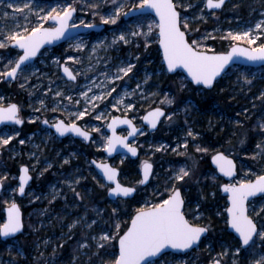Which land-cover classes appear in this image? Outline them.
Instances as JSON below:
<instances>
[{"label":"rangeland","instance_id":"374dc122","mask_svg":"<svg viewBox=\"0 0 264 264\" xmlns=\"http://www.w3.org/2000/svg\"><path fill=\"white\" fill-rule=\"evenodd\" d=\"M24 2L25 0H4L3 4H0V28L6 25L7 29L11 30L13 20L16 24L26 25L29 29L36 26L37 20L34 14L29 15L28 21H25L24 15L27 10L25 13L14 12V8L22 7ZM175 2L192 5L186 10L179 8L181 17L182 20L185 16L188 17V33L205 49L217 51L216 40L226 41L227 49L221 51H227L231 45L238 42L249 46L246 41L222 39L228 32H243L248 28L253 29V35L261 37L255 45L250 46L256 47L260 43H264V28L255 29L256 23L264 21V0H231L225 9L215 11V13L207 10L205 0H175ZM8 3H13L14 8H7L5 5ZM68 3H72L73 7L79 11L72 24L81 25V21L84 24L102 23L101 17L111 14L114 8L119 5H123L122 13L129 12L130 8H133V5L138 6L141 0H116L115 5L113 0H32V8L34 13L43 9L44 11L40 15H44L52 7H56L60 11ZM93 3L99 4V7L92 8L90 5ZM4 12L9 13L8 19L4 18ZM124 16L121 14L115 25L105 24L106 28L102 31H87V33L69 39L59 46L45 48L35 62L24 66L17 77L18 79L14 82L0 77V105L17 102L21 110L20 115L26 120L25 125L21 127L5 125L0 128V135L5 138L9 135L13 137L7 145L0 146L2 150L0 178L6 177L3 180L6 189L0 197V225L6 221L5 206L14 202L18 196V172L22 165L30 167L34 179L27 198H24L21 205L30 206L34 202L41 204L47 199L52 204L58 198H64V200L66 196L69 198L70 194L71 199L74 198L73 203L63 204L61 212H58L57 208L50 204L47 207L44 205L33 209L30 207L25 211L28 232L11 240V243H5V251L0 247V264H111L119 254L118 240H113L106 244L105 248L98 250L96 248L97 241L92 239V237L99 238L103 232L110 229V235L116 231L110 212L113 213V209H116L113 214H116L115 221L120 223L119 234L122 235L136 211L166 199L173 183L176 187L183 189L186 199L185 210L187 216L191 218L188 217L190 221L195 220L194 223L205 224L201 220L204 215L202 206L205 202H210L208 209L211 213L213 211L216 215H223L227 206L223 207L220 199L217 198V189L221 191V185L225 180L210 164L211 157L217 151L233 155L237 161L238 174L231 183L255 180L257 176L264 175V158L259 156L255 159L252 158L257 151L256 145H264V130L259 128V123L264 121V96H262L264 93V66L245 67L239 65L231 67L229 72L223 76L224 81L219 89L212 90L209 95L202 87L197 91L194 89L201 100L209 102L204 107L192 95L187 96L184 102H182V98L176 100L171 89L169 90L168 87L163 89V83L170 74L162 59L159 60L156 57V50L153 46L159 42L158 20L152 15H140V17H133L127 21L124 20ZM44 26L55 25L47 21L44 22ZM149 26L152 28L150 33H148ZM133 31H142L148 33V36L132 37L130 33ZM122 32L130 42L124 44L118 41L113 44L114 37ZM202 37L206 38L201 39ZM77 43H82L83 49L78 50L75 47ZM94 46L95 52L92 51ZM18 55H21L19 49L11 47L0 49V72L5 70L3 66L9 60H12L14 64ZM69 56L75 57L76 60H68ZM57 59L59 64L54 62ZM128 63L134 65L132 72L123 80L108 85V89L115 87L116 91L102 102H96L98 106L94 110L91 105H86L84 97L80 96V93L88 91L87 86L92 81H95L96 84L104 81L105 77L102 73L114 72L118 66H126ZM61 64L69 65L74 73L78 72V80L67 79L62 73ZM90 66L91 71L88 70ZM245 76L251 80V84L244 82ZM175 79L177 80L176 84L183 85L182 88L188 87V90L191 91L190 81L182 72L176 73ZM137 84L141 85V89L137 90L135 95L125 97L124 105L112 106L122 90L132 92L137 89ZM57 90L62 93V96L55 95ZM141 90L143 98L140 94ZM102 91H106V89L93 87L92 91L88 92V96L100 95ZM68 96L72 97L71 102L67 100ZM165 97L173 99L174 102L171 105L161 103ZM215 99L222 100L223 104ZM76 100H80V103L76 104ZM178 100H181L183 104L180 105ZM41 101H43V106ZM128 103L134 105L131 110L125 108ZM155 106L167 108V114L172 115V119L165 118L156 132L146 129L143 134L137 136L138 138L133 144L136 143L141 148L138 160L132 161L127 154L118 155L112 159H109L104 151L103 155L101 154L102 150H105L104 141L109 136L106 126L112 116L125 114L142 124L145 112ZM85 107H88L89 112L80 120L87 128L99 129V132L96 131L95 140L88 148L89 153L93 156L96 155L103 162L111 160L112 164L119 167L120 170L124 167L125 171L122 170L121 181L139 187V195L133 199L136 205L132 210L133 213L127 214L125 219L119 214V211L124 208L125 200L112 201L108 196L105 207H102L95 200L96 193L98 199L101 200L99 189L101 185L96 183L91 188L82 187L81 184H83L85 176L81 172L80 166L78 171L76 167L69 174L57 169L60 168L61 163L63 164L65 161L68 163L74 155L79 156L83 152L80 150V145H76L72 140L59 138L54 130L43 124V121L45 119L56 121L63 118L70 122L75 117L69 114L83 111ZM100 114L103 115L101 119L97 120L96 116ZM189 128L198 134L195 139L187 137ZM231 129L234 132L230 133ZM203 130L208 133L212 132V137L208 139ZM235 130H239L238 141L230 143L228 140L227 143H224V132L226 131L231 137L238 135ZM126 132L124 130L122 134L124 135ZM21 140L24 141L23 144L20 143ZM185 140L188 142L187 150L182 147ZM241 140H244L243 144L240 143ZM161 145L164 147L161 148ZM197 145L207 148L208 151L206 153L196 152ZM69 148L73 149L71 153L64 155L65 150ZM97 151L101 152L97 154ZM147 160L154 163L155 172L152 182L144 187L139 183L141 181L140 167L142 162ZM180 167L190 169L191 175L182 182H174L170 178ZM89 171L93 176L94 171L91 168ZM74 180H79V183H74ZM100 181L105 184L102 177H100ZM107 186L109 190L111 185L107 183ZM73 188L75 191L72 190ZM81 188L83 195L87 194L88 196L83 202V210L82 204L75 195ZM65 189L71 190L70 194L64 193ZM253 205L256 209L264 208V197H256L249 202V213L258 222L260 228V225L264 223V213L261 214V217L254 216ZM93 220L96 223L89 228L87 225L91 224ZM75 221H79V223L70 228L69 225ZM38 231H42V235L43 231L50 233L51 238L43 237L41 239L42 235H40L39 239L36 238L31 244L29 252L25 235ZM234 239H236L235 236ZM234 239L222 240L219 248L214 246L213 241L205 238L203 243L192 251L183 254L165 253L161 258L155 260V264H209L212 258L217 257V254L225 249L229 254L222 258L223 264H233V261L235 264H252L254 260L264 255V242L259 238H255V252L250 250L246 254L242 250L238 255L235 254V248L239 242ZM85 243L90 247H80ZM65 245L69 246L64 253L62 246L65 247ZM50 251L53 253L51 254ZM97 252L98 255H94ZM205 254L211 256L206 262L203 260ZM28 258L32 260L28 261Z\"/></svg>","mask_w":264,"mask_h":264},{"label":"snow or ice","instance_id":"6c2138e0","mask_svg":"<svg viewBox=\"0 0 264 264\" xmlns=\"http://www.w3.org/2000/svg\"><path fill=\"white\" fill-rule=\"evenodd\" d=\"M4 0H0V4H3ZM113 4H116V0H113ZM225 4V0H205V7L207 9H221ZM7 8H14L13 3H8L5 5ZM92 8H98L99 4L93 3L90 5ZM138 7L139 9L150 8L154 9L156 14L159 16V36L160 44L163 45L164 50V60L167 65L168 71H173L177 68H183L187 70V73L191 76L192 80L196 84H202L207 87H212L213 82L216 78L225 70L226 66L233 62L235 56L239 55L244 57L246 60L251 62H264V43H260L256 47H241L238 44L232 46L231 51L227 53H215L210 54L212 50L205 49L204 46L193 40L189 43L186 37V32L188 29V17L185 16L181 19V12L177 9L186 10L192 7L191 4L176 3L174 0H141V3L133 8ZM123 5L116 6L114 11L107 15L102 16L101 21L103 24H113L117 23L120 15L123 14L128 16L130 13L123 12ZM25 10L27 12L25 13ZM43 9H39L35 13L32 8V0H25L22 7L16 6L14 12L25 13L24 19L28 21L29 15H35L37 24L36 26L29 29L26 25L16 24L13 20V27L11 30L7 29V26L0 28V49L15 48L22 50V55H18L15 59L14 64L12 60H9L7 64H4V71L0 72V77H6L15 79L18 72L22 70V65H26V62L32 60L33 57L37 55L40 49L46 44L51 43L54 40L64 37L70 28H76L77 25L70 24L73 14L76 12V8L73 7L72 3H68L66 6L62 7L60 11L56 7H52L44 15H40ZM95 15V13H94ZM3 16L5 19L9 18V13L4 12ZM52 21L55 22V27H44V22ZM85 28H95L98 25L95 24H84L83 21L80 22ZM183 27L184 30H181ZM264 28V21L258 22L255 25V29ZM152 31L151 26L148 27V33ZM148 33H143L142 31H133L130 33L132 37H137L140 35L148 36ZM202 37L201 39H205ZM231 39L233 41H246L249 45H255L256 41L261 37L260 35H253V29L248 28L246 31L232 33L228 32L226 36L222 39ZM123 42L128 44L130 41L126 38L125 33H121L115 36L112 43ZM147 47V44L145 45ZM75 47L83 49L84 45L82 43H77ZM96 48L93 47L92 51L95 52ZM138 59V58H137ZM68 60H76L75 57L69 56ZM59 64V60L54 61ZM78 62V61H77ZM11 65V66H10ZM134 65L128 63L126 66L117 67L114 72L102 73L105 80L100 84H96L92 81L88 87V91L81 92L80 96L84 97L86 105H91L94 110L98 104L96 102L103 101L107 96H111L113 92L116 91L115 87L108 89V85L114 84L116 81L123 80L124 77L128 76L132 72ZM92 70L91 66L88 69ZM63 72L68 77L70 81H75L79 73H73V71L67 67L63 66ZM244 82L251 84V80L247 76L244 77ZM146 83V80H145ZM104 88L106 91H102L100 95L88 96V92L92 91V88ZM183 87V85H181ZM141 89V85L137 84V89L129 92L127 90H122L120 94L115 98V103L113 107L125 104V97H130L136 94L137 90ZM143 98V92H140ZM55 95L57 97L62 96V93L57 90ZM264 96V93H262ZM68 101H72V97H66ZM174 102L173 99L165 97L161 103L171 105ZM43 106V101L40 102ZM76 104L80 103V100L75 101ZM134 107L133 104L128 103L125 108L131 110ZM19 107L16 104H10L8 107L0 106V123L5 121L15 122L17 124H23L24 121L19 118ZM55 111V109H53ZM89 109L85 107L83 111L75 114H69L75 118L70 123H65L64 120H59L52 127L55 128L59 135L64 136L67 133H74L77 136L83 137L85 140L91 139V133L89 131L81 128L76 120L82 119L86 114H88ZM103 114L97 115L96 119H101ZM174 115V114H173ZM165 111L162 107H156L151 112L148 113L145 120L148 121L152 128H155L157 123L160 121L161 117H165ZM168 120L172 119V115L166 117ZM48 124V121H43ZM120 124L131 125V121L128 119H121L119 117H113L111 124L108 125L109 128L113 129V135L106 137L104 141V147L111 153L116 150L117 145H122L126 148L132 155L137 154V148L127 143V137H121L115 135V126ZM259 128L264 130V121L259 123ZM94 131L99 132L96 128ZM138 131L135 126H132L129 135H133ZM143 134V133H141ZM18 135V133H17ZM187 137L195 139L198 135L194 133L190 128L187 132ZM12 136L0 135V146L7 145ZM21 144L24 143L23 140L20 141ZM241 144L244 140L240 141ZM164 146L161 145V148ZM180 147V145H178ZM185 150H187L188 142L185 140L182 145ZM257 151L253 154V159L258 156L264 158V145L257 144ZM196 152L206 153L207 148H202L199 145L195 148ZM213 161L219 168V171L225 176L231 177L235 173L236 165L235 162L226 156L224 152L217 151L212 157ZM67 163V161H65ZM92 164H96V161H91ZM96 166L101 170L99 175L108 182H114L115 186L109 188V196L116 197H128L130 194L136 191L133 187L123 186L118 180V170L107 163H99ZM51 167V165H49ZM152 165L147 161L143 164V179L139 181L140 184H144L151 173ZM191 171L186 167H180L176 170L172 177L170 178L174 182H182L186 177H190ZM0 178V187L3 186V180ZM31 176L29 175V168L27 166L22 168V175L19 177V186L17 191L23 195L25 193V187L28 184ZM74 183H79V180H74ZM224 191L230 193V207L227 208V220L226 223L234 229L235 233L238 234L239 244L235 248V254H239L242 250L247 254L250 250L255 252L256 240L254 237L259 238L264 242V223L260 225L258 229L256 221L253 216L249 215V197H254L257 193L264 194V175H259L256 177L255 181L252 180H242L238 184H226L223 186ZM75 191V189H72ZM79 196V193H75ZM54 198V197H53ZM8 218L7 222L0 225V235L8 237L15 234L23 228V223L21 220V213L19 206L12 202L8 207ZM116 209H113V213ZM264 213V208L256 209L253 205V215L256 217H261ZM79 221L73 222L69 225L70 228L76 226ZM96 221L93 220L91 224L87 226L91 228L92 224ZM113 227L116 230L111 235L109 231L103 232L99 238L92 237L96 240V248L103 249L105 245L113 240H118L119 244V254L111 262V264H155L154 258L160 256L164 250L168 248L179 249V250H190L193 246H198L201 236L208 231L207 227L194 225L188 221L184 214V200L181 196L180 189L173 183L170 194L166 199H162L157 204H152L147 207L140 208L136 211L135 216L131 219L130 227L123 235L119 234L120 223L118 221L113 222ZM80 247H90L88 244H82ZM228 250L218 253L217 257L212 258L211 264H221L223 257L227 256ZM94 255H98L94 253ZM235 264V261H233ZM252 264H264V255H261L259 259L254 260Z\"/></svg>","mask_w":264,"mask_h":264},{"label":"water","instance_id":"95a60500","mask_svg":"<svg viewBox=\"0 0 264 264\" xmlns=\"http://www.w3.org/2000/svg\"><path fill=\"white\" fill-rule=\"evenodd\" d=\"M227 0H225V2H226ZM175 2V1H174ZM225 5V4H224ZM224 7V6H223ZM222 7V8H223ZM76 8V7H75ZM178 11H180L179 10V8L177 9ZM210 10H215V9H210ZM128 13H130L128 16H125V19H129L131 16H140V15H153V16H155V18H157V20L159 21V16L156 14V12H155V10L154 9H150V8H145V9H139L138 7L137 8H132V9H130L129 10V12ZM78 14V11H77V8H76V12L73 14V17H72V20L70 21V24H72L73 23V20L75 19V17H76V15ZM181 19H182V17H181ZM50 23H52V24H54L55 25V22H52V21H49ZM77 25V27L76 28H70L69 30H68V32L65 34V36L64 37H61L60 39H57V40H54V41H52L51 43H46L41 49H40V51L37 53V55L35 56V57H33L32 58V60L31 61H29V62H26V65L27 64H29V63H33V62H35V60L40 56V54H41V52L43 51V50H45V48H47V47H56V46H58V45H60L61 43H65L67 40H69V39H72V38H75V37H77L78 35H81V34H84V33H87V31H95V32H98V31H102V30H104L105 29V27H106V25L105 24H103V23H98V24H95V25H98V27H95V28H85L83 25H78V24H76ZM56 26V25H55ZM55 26H44V27H55ZM159 29V28H158ZM181 30H184L183 28L181 29ZM158 36H159V31H158ZM186 37H187V39L189 40V43H191L190 42V39L188 38V33L186 32ZM236 44H238L239 46H241V47H252V46H248V45H246V44H244V43H241V42H238V43H235V44H233V45H231L230 46V48L227 50V51H217V52H215V51H211L210 52V54H215V53H227V52H229V51H231V48H232V46H234V45H236ZM158 46H159V49L161 50V53H162V61H163V63L165 64V66H166V69H167V65H166V62H165V60H164V50H163V45H161L160 44V36H159V44H158ZM21 51V55L23 54L22 53V50H20ZM239 65H241V66H245V67H261V66H264V62H259V61H257V62H251V61H248V60H246L244 57H242V56H239V55H237V56H235L234 57V59H233V62H231L229 65H227L226 66V68H225V70L216 78V80L213 82V85H212V87H207V86H204V85H202V84H199V85H201V86H203L205 89H211V88H213L215 85H216V83L218 82V80L220 79V78H222L227 72H228V70H229V68L230 67H232V66H239ZM24 66L25 65H22V69L24 68ZM63 66H67V67H69L71 70H72V68L69 66V65H65V64H62V73H63V75L64 76H66L65 74H64V72H63ZM73 71V70H72ZM168 71V70H167ZM182 72L186 77H187V79L189 80V81H191L194 85H198V84H196L195 83V81H193L192 80V78H191V76L187 73V70L186 69H183V68H177V69H175V70H173V71H168L170 74H175V73H177V72ZM19 73H20V71L18 72V75H19ZM74 73V72H73ZM17 75V76H18ZM6 78V77H5ZM66 78L68 79V77L66 76ZM17 79V77L15 78V79H11V78H6V80H11V81H14V80H16ZM76 80H77V78H76ZM75 80V81H76ZM11 104H16V105H18V107H19V104L17 103V102H15V103H11ZM10 104H8V105H0V106H2V107H8ZM156 107H162V106H155V108ZM163 109H164V111H165V114L167 115V108H165V107H162ZM154 108H152V109H150V110H148V111H146L145 112V116L144 117H146L147 115H148V113L149 112H151L152 110H153ZM113 117H119V118H121V119H128V120H130L131 121V125H128V124H120V123H118L116 126H115V135H117V136H121V137H127V143L128 144H130V145H132L133 147H135V148H137V154L136 155H132V153H130L126 148H124L122 145H117L116 146V150L115 151H113V152H111V153H109L107 150H106V148H105V153L107 154V156L109 157V159H112V158H114L115 156H118V155H125V154H127L130 158H132V159H136V158H138L139 157V155H140V148L138 147V145L137 144H133V141H135V139L137 138V136L140 134V133H142L145 129H146V127L148 126L149 127V131H151V132H153V131H156V129H158L159 127H160V123L163 121V119L166 117H161L160 118V121L157 123V125H156V127L155 128H152L151 126H150V124L148 123V121L147 120H145L144 118H143V124L142 125H137V123L133 120V118L131 117V116H128V115H125V114H123V115H120V114H116V115H114V116H112V118ZM19 118L20 119H22L21 118V116H20V111H19ZM112 118L109 120V123L107 124V126H106V128H107V131H108V133H109V136H112L113 135V129L112 128H109L108 127V125L109 124H111V122H112ZM23 120V119H22ZM59 120H64V119H62V118H59ZM24 121V120H23ZM25 122V121H24ZM64 122L67 124V122L64 120ZM5 124H7V125H13V124H17V123H15V122H10V121H5V122H2V123H0V128L2 127V126H5ZM78 124V123H77ZM17 125H19V126H21V125H23V124H17ZM52 125H54V124H51V126ZM81 128H83L80 124H78ZM132 126H135V128L136 129H138V131L135 133V134H133V135H129V132L131 131V129H132ZM54 130H55V128L54 127H52ZM84 130H86V131H89V130H87V129H85V128H83ZM124 129H127L128 131H127V133H125L124 135L122 134V131L124 130ZM56 131V130H55ZM90 132V131H89ZM57 133V132H56ZM91 133V132H90ZM58 134V136L60 137L61 135H59V133H57ZM71 133H67V134H65L64 136H61V137H66V136H68V135H70ZM74 134V133H73ZM92 133H91V138H92ZM74 136L75 137H78V138H83V137H80V136H77V135H75L74 134ZM92 139H89V140H87V141H91ZM1 152H2V150L0 149V155H1ZM221 152H223V151H221ZM216 153H214L213 154V156L215 155ZM226 156H229V158L230 159H232L234 162H235V165H236V169H235V173H234V175L233 176H231V177H228V176H225L223 173H221L220 171H219V168L217 167V165L215 164V162L213 161V159H212V157H211V164H212V166H214L216 169H217V171H218V173L222 176H224L225 178H226V180H227V182H224L223 183V185L221 186V191H222V195H224L226 198H227V208L228 207H230V200H229V196H230V193H228V192H225L224 191V185H226V184H231L230 183V181L231 180H233L235 177H237L236 175L238 174V165H237V162H236V159H235V157L232 155H227L226 153H224ZM93 161H96V164H99V163H107V164H109V165H111L112 167H114V168H116L117 170H118V176H117V180L123 185V186H126V187H133V188H135L136 189V191L135 192H133L132 194H130L128 197H123V196H120V197H116V196H109L110 197V199L111 200H114V201H116V199H118V198H121V199H125V200H127V199H131V198H134L135 196H136V194H137V188L135 187V186H133V185H129V184H124L121 180H120V176H121V170H120V168L119 167H117V166H114L113 164H112V162H111V160H106V161H104V162H102V161H99V160H96V159H93ZM148 163H150L151 165H152V169H151V173H150V175H149V178H148V180L144 183V184H142L143 186H148V184L152 181V175H153V173H154V163L152 162V161H147ZM96 164H95V167H96V169H97V171H99V172H101V170L96 166ZM144 164V163H143ZM143 164H142V166H141V169H142V171H141V175H142V179H143ZM25 166H27V165H23V166H21L20 167V172H19V177H20V175H22V168L23 167H25ZM28 168H29V175L31 176V179L29 180V182H28V184L26 185V187H25V191L27 190V188L29 187V184L31 183V181L33 180V174H31V172H30V167L29 166H27ZM256 179V178H255ZM106 180V179H105ZM252 181H255V180H252ZM20 182V181H19ZM108 182V181H107ZM110 185H111V187L112 186H115L114 185V182H108ZM234 185L235 184H238V183H233ZM4 185L2 186V187H0V195H1V193L3 192V190H4ZM180 189V192H181V196H182V198H183V200H184V214H185V217L188 219V216H187V214H186V210H185V207H186V199H185V197H184V192H183V189H181V188H179ZM262 196H264V194H261V193H257L254 197H249V201H251V200H253V199H255L256 197H262ZM249 201H248V204H249ZM18 206H19V209H20V213H21V220H22V223H23V228L21 229V231H19V232H17V233H15V234H12V235H10V236H8V237H4L3 235H0L1 237H2V239H4V240H7V239H10L11 237H17V236H20L21 235V233H23L24 231H25V220H24V213H23V208L17 203V202H15ZM10 205V204H9ZM8 207L9 206H6V208H5V218H6V221L5 222H7V218H8ZM136 214V213H135ZM135 214L133 215V217L135 216ZM226 214H227V210H226ZM250 215V214H249ZM132 217V218H133ZM254 219V218H253ZM255 220V219H254ZM188 221L190 222V223H192V224H194V225H199V226H204V227H207L208 228V231L206 232V233H204L202 236H201V239H200V241H199V243H198V246H193V248L192 249H190V250H179V249H172V248H168V249H166V250H164V252L160 255V256H158L157 258H154V260H156V259H158V258H161V256L162 255H164L165 253H169V252H173V253H181V254H183V253H186V252H189V251H192L194 248H197V247H199L201 244H202V241L204 240V238L206 237V236H208V234H209V227L207 226V225H205V224H203V225H201V224H197V223H194V222H191L189 219H188ZM256 221V220H255ZM4 222V223H5ZM130 224H131V220H130V222H129ZM257 223V222H256ZM130 224H129V226L128 227H130ZM257 226H258V223H257ZM259 229V228H258ZM228 230H230V232H232L234 235H235V237H237L238 238V234L237 233H235V231H234V229H232L229 225H228ZM125 231H127V229L125 230ZM124 231V232H125ZM123 232V233H124ZM123 233H122V235H123ZM256 237H254V239H255ZM239 240V239H238ZM117 245H118V251H119V244H118V242H117ZM209 264H211V262H209ZM221 264H223V262H221Z\"/></svg>","mask_w":264,"mask_h":264},{"label":"flooded vegetation","instance_id":"af4514ba","mask_svg":"<svg viewBox=\"0 0 264 264\" xmlns=\"http://www.w3.org/2000/svg\"><path fill=\"white\" fill-rule=\"evenodd\" d=\"M229 1H231V0H227L226 2H225V5H224V7L223 8H221V9H215V10H210V9H207L209 12H214L215 13V11H221V10H223V9H225L226 8V6L228 5L227 3H229ZM124 20H127L128 21V19H125V16H124ZM106 28V27H105ZM59 46V45H58ZM62 65V64H61ZM18 77V76H17ZM18 79V78H17ZM16 79V80H17ZM5 80H6V78H5ZM16 80H14V81H16ZM78 80V79H77ZM14 81H12V82H14ZM207 95H209V93H207ZM209 98H211L210 96H209ZM20 113H21V110H20ZM167 113H168V111H167ZM168 115V114H167ZM166 115V116H167ZM21 116V115H20ZM133 118V117H132ZM166 118V117H165ZM164 118V119H165ZM63 119V118H62ZM163 119V120H164ZM24 120V119H23ZM45 120H47L48 121V124H45L44 122H43V124L45 125V126H49L52 130H54L53 128H52V126H51V124H55L56 122H58L59 121V119L58 120H56V121H51L50 119H45ZM67 123H70V122H72V121H67L66 119H64ZM133 120L137 123V125H142L143 124V121H142V124H140L139 122H137L134 118H133ZM25 122L23 123V125H21V126H24L25 125V123H26V120H24ZM163 122V121H162ZM162 122L160 123V126H161V124H162ZM76 123H78V124H80L83 128H85V129H87V130H89L93 135H92V140L91 141H87V140H85L84 138H78V137H75L74 136V134L73 133H71L70 135H68V136H66V137H59L58 136V134L56 133V131H55V133L57 134V136L59 137V138H63V139H65V140H68V141H70V140H72V141H74V143L76 144V145H80V150H81V152H83L82 154H80L79 156H73V158H71V160H69L70 162H68V163H61V166H60V168H57V169H60L62 172H68V174L69 173H71L72 172V170L73 169H75L76 167L78 168L79 166L82 168V170H81V172H83V174H84V176H85V178H84V180H83V184H81L82 185V187L84 186V188H87V186L89 187V188H91L92 186H94V185H96V183H99L101 186L99 187V189H100V192H101V200H99L98 199V195H97V193H96V195H95V200L98 202V203H100V205L102 206V207H105V204H106V202H107V200H108V196H109V192H108V186H107V181L105 180V179H103L104 181H105V184H103V182H101L100 181V177H101V175H99L98 173H100L99 171H97V169H96V167H95V164H92L91 163V161H93V159H96V160H99L97 157H96V155L95 156H93L91 153H89V150H88V148L91 146V144H92V142H93V140H95V138H96V136H97V132L96 131H94V129H90V128H87V127H85V125L82 123V121L80 120V121H76ZM19 126V125H18ZM21 126H19V127H21ZM160 128V127H159ZM158 128V129H159ZM146 129H148L149 130V127H147ZM158 129H156V130H158ZM124 130H126V131H128L127 129H124ZM144 132V131H143ZM142 132V133H143ZM151 132V131H150ZM153 132H156V131H153ZM139 135H141V133L139 134ZM138 135V136H139ZM138 138V137H137ZM136 138V139H137ZM71 150H73L72 148H69L68 150H65V152H64V155H69L70 153H71ZM105 152V150H102V152L101 151H97L96 153L98 154L99 152H101V154L103 155V153ZM94 154V153H93ZM140 154H141V148H140ZM139 157H140V155H139ZM139 157L138 158H136V159H132V158H130L129 157V159H131L132 161H136V160H138L139 159ZM100 161V160H99ZM103 162V161H102ZM210 162H211V160H210ZM144 162H142V164H143ZM142 164H141V166H142ZM211 164V163H210ZM23 166V165H22ZM28 166V165H27ZM21 167V166H20ZM154 167H155V165H154ZM92 169V171H94V173H93V176H91V174H90V171H89V169ZM140 169H141V167H140ZM79 170V168L77 169V171ZM141 171H142V169H141ZM19 172H20V168H19ZM19 172H18V174H19ZM141 173V172H140ZM79 174V173H78ZM219 174V173H218ZM220 175V174H219ZM100 176V177H99ZM139 176V175H138ZM221 176V175H220ZM221 177H223L224 178V182H227V180H226V178L222 175ZM139 178V177H138ZM137 178V179H138ZM140 178H141V180H142V175L140 174ZM33 179H34V176H33ZM18 181H19V178H18ZM33 181V180H32ZM32 181H31V183L29 184V187L27 188V190L25 191V193L23 194V195H21L18 191V193H17V200L15 199V201L14 202H17L22 208H23V213H24V218H26L25 217V211H27L28 209H30V207L33 209V208H35V207H40L41 205L43 206H49L48 204H50L48 201H50V200H48L47 199V201L46 200H44L41 204H40V202H34V203H32L30 206H23V205H21V203H23V200H24V198H27V195H28V192H29V190H30V186H31V184H32ZM151 183V182H150ZM149 183V184H150ZM148 184V185H149ZM3 185L5 186V182L3 181ZM80 185V186H81ZM223 185V184H222ZM221 185V186H222ZM80 186H78V187H80ZM143 186V185H142ZM144 187H147V186H144ZM136 188H137V195H139V187H138V185L136 186ZM5 189H6V186H5V188H4V191H5ZM4 191H3V193L0 195V197L4 194ZM70 191L71 190H67V189H65L64 190V193H66V194H70ZM84 191V190H83ZM77 193H79L80 195L79 196H77V200L80 202V204H82L81 205V208H82V210H83V207L82 206H84V204H83V202L85 201V198L87 197L88 198V196H87V194L86 195H83V193H82V188H81V190L80 189H78L77 190ZM137 195L135 196V197H137ZM134 197V198H135ZM227 199V198H226ZM73 200H74V198L73 199H71V194L69 195V198H68V196H66L65 197V200H64V198H58V199H56L54 202H52V204H50L52 207L54 206V208H57L56 210L58 211V212H61V208L63 207V204H70V203H73ZM65 201V202H64ZM89 201V200H88ZM25 202V201H24ZM11 204V203H10ZM9 206V205H8ZM5 208H6V206H5ZM63 209V208H62ZM28 213V212H27ZM25 220V219H24ZM257 222V221H256ZM258 223V222H257ZM207 225V224H206ZM258 228H259V224H258ZM25 229H27L28 230V228L26 227V222H25ZM260 229V228H259ZM28 232V231H27ZM24 233H26V231L24 232ZM40 235H42V231H38V232H29V234L27 233L25 236L27 237L26 239H27V241H28V249H29V252L31 251V249H30V246H31V244L32 243H34V241H35V239L36 238H38ZM19 237H21V236H17V237H11L10 239H7V240H4V239H2V237H0V247H2V249L4 250V245H5V243H11V240H13V239H16V238H19ZM43 237H47V238H51V234L50 233H48V232H45L44 233V231H43V235H42V237H41V239H43ZM39 239V238H38ZM57 244V243H56ZM69 246V245H68ZM67 246V247H68ZM63 247V252L65 253V251H66V249L64 248V246H62ZM57 249V248H56ZM1 251V250H0ZM5 251V250H4ZM71 251H73L72 249H71ZM50 253L52 254L53 253V251H50ZM65 255V254H64ZM23 260V259H22ZM28 261H31L30 260V258H28L27 259ZM24 261V260H23Z\"/></svg>","mask_w":264,"mask_h":264},{"label":"trees","instance_id":"16d2710c","mask_svg":"<svg viewBox=\"0 0 264 264\" xmlns=\"http://www.w3.org/2000/svg\"><path fill=\"white\" fill-rule=\"evenodd\" d=\"M188 37L190 38L191 41H193V38H192V35L191 34L188 33ZM215 43H217V44H215L217 50H224L225 48L227 49V47H226V41L219 42V41L216 40ZM153 46H154V50H156V57H158L159 60L162 59L161 50H159L158 43L153 44ZM175 74H170V76L168 77V79L165 80V83H163V89H165L166 87H168L169 90L171 89L173 91V93L175 94V96H176V100L179 99V98H182L183 99V100L181 99L182 102L185 101V98L187 96L192 95V97L197 102H200L203 107L206 104H209V102H207V100H201L196 95V93L194 92V89L197 91V89L201 88L202 86H199V85L195 86L193 83L190 82L189 83L190 84L189 86L191 88V91L188 90V87L182 88L181 87V84H179V83L176 84L175 81H177V80L176 79L174 80ZM223 81H224V78L222 77L221 79H219L218 83L213 88L208 89V90L205 89V88L204 89H205V91L207 93H210L212 90L215 91V90L219 89V87L222 85V82ZM1 86H3V85H1ZM5 89H8V88L5 87ZM181 100H178L177 101L180 105L183 104L181 102ZM215 100H217V99H215ZM217 101H221L222 104H223V101L222 100L218 99ZM203 131H204V134H206L208 136V139H210L212 137V135H213L212 132L208 133L206 130H203ZM232 132H234V130L232 131V129H231L230 133H232ZM236 132L238 134L239 130L236 131ZM252 133H254V132H252ZM228 135L229 134L226 133V131H225L224 132V136H223L224 143H227L228 140L230 141V143H232V142L233 143H236V141H238V139H239V134L238 135H233L231 137H230V135H229V137H227ZM122 170H124V167L122 168ZM124 171H123V173H124ZM16 172H18V171H16ZM217 195H218L217 198L220 199V202L223 205V207L224 206H227V200H226V198L224 196H222L221 191L219 189H217ZM124 204H125L124 205V208L119 211V214L122 215V218L123 219L126 218L127 214H132L133 213L132 210L136 206L135 205V202H133V199H127V200H125L124 201ZM209 206H210V202L203 203L202 209L204 211V215H203V218L201 220H203L204 223L209 226V231L210 232H209V235L206 238H208L211 241H213L214 246L216 245L217 247H219L220 246V243L222 242V240L229 239V238H233L234 239V235L229 230H227V223L224 222V220H226V218H227L226 212H224V214L221 215V216L216 215L215 212H213L212 210H211L212 213L210 212V210L208 209ZM110 213H111V220H112V222H114L116 220L115 219L116 214H113L112 212H110ZM191 221H195V220H191ZM25 231L27 232V229H25ZM23 234H25V233H23ZM23 234H21V235H23ZM234 240L237 241V242H239V240L237 238L234 239ZM67 246L68 245H65L64 248L67 249L68 248ZM204 252H205V250H204ZM210 257L211 256L205 254V257L203 259L204 262L208 261L210 259Z\"/></svg>","mask_w":264,"mask_h":264}]
</instances>
